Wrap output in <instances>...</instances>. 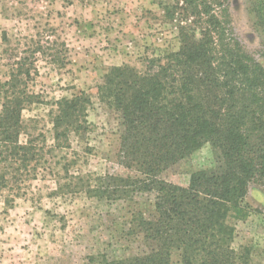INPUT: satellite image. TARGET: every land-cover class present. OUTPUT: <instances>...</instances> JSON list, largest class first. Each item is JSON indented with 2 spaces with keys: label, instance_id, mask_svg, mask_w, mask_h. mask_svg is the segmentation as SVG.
Returning <instances> with one entry per match:
<instances>
[{
  "label": "trees",
  "instance_id": "obj_1",
  "mask_svg": "<svg viewBox=\"0 0 264 264\" xmlns=\"http://www.w3.org/2000/svg\"><path fill=\"white\" fill-rule=\"evenodd\" d=\"M173 1L168 14L180 20L178 49L148 59L144 71L111 67L98 87L100 102L120 119L119 163L134 176L74 171V142L87 145L92 132L88 93L56 101L48 116L53 144L38 121L25 119L44 102L31 90L35 54L24 52L0 81V193L14 205L48 173L58 193L149 198L153 212L132 220L148 253L107 264H172L174 253L182 264H259L251 247L235 249L234 242L236 223L250 215L251 185L264 186V66L235 37L230 0ZM253 13L264 34V0ZM207 144L213 169L194 173L187 187L164 179ZM66 152L76 157L57 156Z\"/></svg>",
  "mask_w": 264,
  "mask_h": 264
},
{
  "label": "rangeland",
  "instance_id": "obj_2",
  "mask_svg": "<svg viewBox=\"0 0 264 264\" xmlns=\"http://www.w3.org/2000/svg\"><path fill=\"white\" fill-rule=\"evenodd\" d=\"M173 3L0 0V81L8 79L14 55L35 54L38 75L31 90L44 103L24 116L39 122L48 144H53L48 116L56 101L80 92L92 98L87 145H73L80 157L75 172L134 176L119 163L120 119L100 102L98 87L111 67L130 65L144 71L148 59L178 49L180 20L168 14ZM256 3L259 0H230L229 10L235 37L264 66V34L253 13ZM215 166L213 149L207 144L164 179L187 187L194 173ZM10 197L8 192L0 193V264H107L149 251L132 221L136 213L153 212L147 197L111 201L85 193H58L48 173L32 182L14 205L7 201ZM245 202L250 215L236 223L234 248L251 247L254 260L264 264V186L252 184ZM172 264H182L178 253L173 254Z\"/></svg>",
  "mask_w": 264,
  "mask_h": 264
}]
</instances>
